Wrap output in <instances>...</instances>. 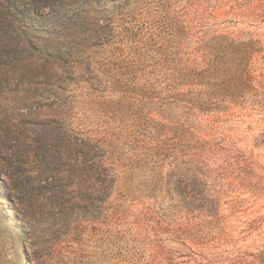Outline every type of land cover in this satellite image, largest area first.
I'll use <instances>...</instances> for the list:
<instances>
[{"label":"rangeland","instance_id":"obj_1","mask_svg":"<svg viewBox=\"0 0 264 264\" xmlns=\"http://www.w3.org/2000/svg\"><path fill=\"white\" fill-rule=\"evenodd\" d=\"M47 16L72 132L0 175V264H264V0H57ZM48 91L7 113L27 136ZM103 184L87 217L76 188Z\"/></svg>","mask_w":264,"mask_h":264},{"label":"trees","instance_id":"obj_2","mask_svg":"<svg viewBox=\"0 0 264 264\" xmlns=\"http://www.w3.org/2000/svg\"><path fill=\"white\" fill-rule=\"evenodd\" d=\"M56 1L0 0V175L2 176L7 175V171L17 161L24 164L31 158L38 159L39 154H42L47 161L53 156L54 150L56 152L59 148L60 150L64 148L65 144L62 145L60 141H64L69 132H72L67 117L70 109L65 104L62 105L58 97L51 100L52 95L48 91L54 83H60L63 78L67 79L68 75L67 67L61 64L63 46L59 42L60 35L55 30L54 22L47 18L48 14L54 13ZM47 7L50 9L49 12H46ZM69 23L70 20L67 19L64 25L67 26ZM14 85L15 87L12 88ZM34 86L42 87L43 92L47 90L50 95L45 99L48 102V112L47 119L43 121V135L30 137L23 133L20 123L12 122L7 117V113L13 111L17 115L19 105L27 106L30 101L34 103L37 96L32 100L28 96L20 99L21 95L23 96ZM14 89L17 90L16 94L10 95ZM36 91L35 89L33 94ZM55 93L54 91L53 95ZM36 118L34 117L33 123ZM55 128L61 131V137H54ZM74 139H76L73 143L75 148L80 149L86 157L90 153L88 143ZM90 166L91 169L94 167L93 164ZM109 189L111 191V187L107 184L92 187L77 186L76 192L80 199L76 205L79 211L87 217H93V212L99 208L98 200L103 195L107 196L106 192ZM55 190L58 199L67 193L65 186L56 187ZM87 192H90L89 197H86ZM68 206L59 207L60 218L68 217L72 213L71 204ZM89 207L94 210L91 211Z\"/></svg>","mask_w":264,"mask_h":264}]
</instances>
